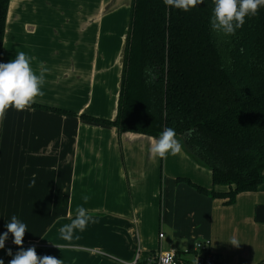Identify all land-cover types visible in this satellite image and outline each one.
I'll return each mask as SVG.
<instances>
[{"label":"crops","instance_id":"crops-1","mask_svg":"<svg viewBox=\"0 0 264 264\" xmlns=\"http://www.w3.org/2000/svg\"><path fill=\"white\" fill-rule=\"evenodd\" d=\"M132 6L133 0H10L1 63L25 52L37 73L47 69L35 103L74 114L10 108L0 121V234L16 215L28 226L22 246L62 264H129L138 249L146 256L161 245L189 248L201 240L224 264L264 263V183L230 204L210 198L176 182L181 176L198 183L203 171V183L213 186L211 170L184 148L183 160L165 164L150 153L159 137L81 117H117ZM80 206L94 222L64 241L59 229ZM13 245L9 233L0 249L4 264L9 249L19 250Z\"/></svg>","mask_w":264,"mask_h":264},{"label":"trees","instance_id":"trees-1","mask_svg":"<svg viewBox=\"0 0 264 264\" xmlns=\"http://www.w3.org/2000/svg\"><path fill=\"white\" fill-rule=\"evenodd\" d=\"M9 4L0 0V63ZM213 7L204 0L184 12L163 0H133L117 117H81L154 137L174 128L211 170L213 186L176 182L230 204L264 183V7L234 35L211 29Z\"/></svg>","mask_w":264,"mask_h":264},{"label":"clouds","instance_id":"clouds-1","mask_svg":"<svg viewBox=\"0 0 264 264\" xmlns=\"http://www.w3.org/2000/svg\"><path fill=\"white\" fill-rule=\"evenodd\" d=\"M212 2L214 7L209 21L210 27L213 31L222 32L225 35H234L237 29L243 27L246 17L257 15L259 9L264 7V0H212ZM163 3L166 6L188 12L204 3V0H163ZM46 72L47 69L41 66V70L37 73L32 66L31 58L23 51L18 52L9 62L0 63V121L4 120L10 108L18 112L31 110L37 97L44 95L42 86L45 83ZM182 148L183 145L177 139L175 129L166 127L159 138H153L150 153L160 159H167L169 155H178ZM34 186L35 176L29 183L30 188ZM84 200L87 201L88 197L85 196ZM90 222L94 220L88 210L83 206L78 207L75 218L60 227V238L64 241H71L74 233L85 231ZM5 227L7 230L0 234V249L5 247L9 233L13 237V243L19 246V250L14 255L11 249L8 250L7 254L12 257L9 264H62V260L54 256H39L35 246L27 249L22 246L28 226L16 215H12ZM231 243L238 246L235 239ZM0 264H4L2 259H0Z\"/></svg>","mask_w":264,"mask_h":264},{"label":"built area","instance_id":"built-area-1","mask_svg":"<svg viewBox=\"0 0 264 264\" xmlns=\"http://www.w3.org/2000/svg\"><path fill=\"white\" fill-rule=\"evenodd\" d=\"M165 238V233H159V239ZM129 264H224L220 256L211 250L210 242L197 241L193 248L173 249L161 245L156 251L142 256L140 249L136 251L134 260ZM264 264V263H260Z\"/></svg>","mask_w":264,"mask_h":264},{"label":"rangeland","instance_id":"rangeland-1","mask_svg":"<svg viewBox=\"0 0 264 264\" xmlns=\"http://www.w3.org/2000/svg\"><path fill=\"white\" fill-rule=\"evenodd\" d=\"M183 157V156H182ZM181 156H178V155H176V156H172V155H169L168 157H167V159H164V162H165V164H166V162L169 164V163H171V162H175V160L174 159H176V160H183V158H182ZM178 162V161H177ZM169 167V166H168ZM167 167V168H168ZM183 172V171H182ZM200 173L201 174H199V176L198 177H196V180H199V184L200 185H203V186H207L205 183H203V182H206L205 180L207 179V177L208 176H206V174L207 173H203V171H200ZM168 174V172L166 173V175ZM179 175H183V174H179ZM204 177V178H203ZM197 242V241H196ZM195 242V243H196ZM195 243H194V245H195ZM194 245L192 246V247H189L190 249L191 248H193L194 247ZM13 246H15V245H13ZM12 246V247H13ZM172 248H177V249H182V248H185V245H179V244H177V245H174V246H172ZM144 254V253H143ZM114 258H118V257H116L115 255H112ZM147 256V255H146Z\"/></svg>","mask_w":264,"mask_h":264},{"label":"water","instance_id":"water-1","mask_svg":"<svg viewBox=\"0 0 264 264\" xmlns=\"http://www.w3.org/2000/svg\"><path fill=\"white\" fill-rule=\"evenodd\" d=\"M125 47H126V45H125ZM124 52H125V50H124ZM178 138L181 140L182 145H183V148H184V150L187 152V154L190 155L191 157H193V158L197 161L198 164H200L201 166H204V167H207V168H208V166H206L205 164L199 162V161L195 158V156H194L193 154H191V153L186 149L183 138H182V137H178Z\"/></svg>","mask_w":264,"mask_h":264}]
</instances>
